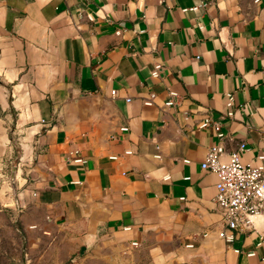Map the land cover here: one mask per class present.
I'll return each instance as SVG.
<instances>
[{
  "label": "crops",
  "instance_id": "0c3cea01",
  "mask_svg": "<svg viewBox=\"0 0 264 264\" xmlns=\"http://www.w3.org/2000/svg\"><path fill=\"white\" fill-rule=\"evenodd\" d=\"M219 143L264 156V0H0V229L20 264H264V215L219 237L200 167Z\"/></svg>",
  "mask_w": 264,
  "mask_h": 264
},
{
  "label": "built area",
  "instance_id": "2783aa9c",
  "mask_svg": "<svg viewBox=\"0 0 264 264\" xmlns=\"http://www.w3.org/2000/svg\"><path fill=\"white\" fill-rule=\"evenodd\" d=\"M162 66H154L151 76L157 78ZM115 95V91H111ZM177 94L169 93V100L165 103L167 106L174 104ZM233 107V97L231 94L225 96L226 115L231 117ZM212 128L221 142L225 136L221 131L220 125L212 122L209 118H204L199 129ZM125 132L126 128L120 129ZM245 145L241 144L239 150L243 151ZM224 153L223 146L219 143L210 147L200 167L202 170L213 173L217 178L216 195L213 203L223 214L225 230L219 233V237L228 245H232L236 240V233L241 230L252 229L253 217L264 215V160L263 155H258L259 163L255 166L244 164L240 161L238 153H230L227 161H221L220 157ZM127 155L130 152H126ZM112 159H116L112 157ZM75 162H82L76 159ZM188 180V178H186ZM264 242V239H261ZM238 252V250H235ZM252 256L253 253H248Z\"/></svg>",
  "mask_w": 264,
  "mask_h": 264
},
{
  "label": "rangeland",
  "instance_id": "374dc122",
  "mask_svg": "<svg viewBox=\"0 0 264 264\" xmlns=\"http://www.w3.org/2000/svg\"><path fill=\"white\" fill-rule=\"evenodd\" d=\"M20 252L19 244L0 229V264H20L17 260Z\"/></svg>",
  "mask_w": 264,
  "mask_h": 264
}]
</instances>
